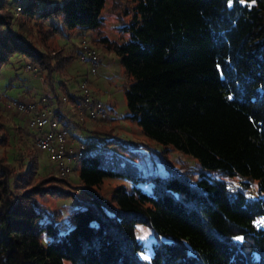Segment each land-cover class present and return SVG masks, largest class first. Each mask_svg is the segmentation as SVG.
I'll list each match as a JSON object with an SVG mask.
<instances>
[{"label": "trees", "instance_id": "trees-1", "mask_svg": "<svg viewBox=\"0 0 264 264\" xmlns=\"http://www.w3.org/2000/svg\"><path fill=\"white\" fill-rule=\"evenodd\" d=\"M37 1L22 0L16 15V0H0V77L19 56L49 87H63L78 57L57 39L66 28L90 31L89 42L123 68L127 117L196 158L202 172L194 178L195 170L162 154L167 174L140 176L123 155L86 154L78 177L87 200L61 220L43 200L72 197L75 186L68 175L38 176L35 151L26 169L8 162L0 108V264H264V0H131L116 13L127 33L121 41L102 30L105 0H50L48 11ZM119 5L113 1L112 10ZM63 95L76 111L78 94ZM235 175L256 179L262 196L223 179ZM104 178L131 180L133 190L118 185L106 197L88 188ZM141 180L152 182L151 193L138 187ZM137 224L171 238L154 244L148 261L138 256Z\"/></svg>", "mask_w": 264, "mask_h": 264}, {"label": "rangeland", "instance_id": "rangeland-1", "mask_svg": "<svg viewBox=\"0 0 264 264\" xmlns=\"http://www.w3.org/2000/svg\"><path fill=\"white\" fill-rule=\"evenodd\" d=\"M113 1L120 3L115 11L111 8ZM131 6V0H105V5L101 11V17L105 22L102 30L111 39H118L120 41L127 39V33L120 30V24L116 19V13L122 8ZM131 15L132 10H129L128 13L124 14L123 19L128 21ZM82 36L90 39L91 32L81 31L75 28H66L64 33L57 39V43L68 51H76L77 44ZM100 59L101 65L98 67L97 73L91 76L86 73V68L83 64L79 63L78 60H74L68 68L67 74H65L62 79L65 85L58 88L49 87L44 77L39 78V75H33L25 70V66L29 62H25L19 58V56L12 59L11 63L2 68V75L0 77V108L8 118L7 127L10 133V145L7 150L4 151L7 155L8 162L17 170L26 169L30 157H32L28 155V153L30 154V152L35 151L37 152L39 163V167L36 171L37 175L43 176L57 173L50 157L45 152H39L37 150L35 144L36 133L31 131L25 122H22L23 114L17 110L7 108L6 104L12 99L40 103L43 98H46L47 103L45 105L51 112L55 109H59L63 114H67V110L71 108L70 104L65 103L66 107H68L65 113L60 110L61 100L57 101L56 97L61 99L65 90L74 91L78 94L77 83L87 78L91 88L97 93V97L105 105L106 114V117L101 120L86 119L85 122L81 123L74 122L72 118L70 120L72 124H70L71 127H69V132L71 135L75 136L77 140L86 145L87 155L101 152H115L136 163L139 168L140 176H165L167 171L160 158L162 154H165L175 166H181L183 169L190 168L195 170L194 178H199L202 171L200 163L196 158L192 157L190 154L177 150L170 144H163L148 137L144 134L135 120L127 117L129 114L125 98L127 78L123 68L117 56L114 54L108 55L102 53ZM78 69L81 73L75 72L78 71ZM70 111L76 113L74 109ZM16 121L21 122L22 125L16 124ZM116 136L119 141L114 142ZM133 142L136 144H133ZM122 146L127 148L130 152L137 153V156L135 158L130 157L129 152H122ZM79 165L80 162L70 163L71 171L68 174V178L70 183L75 186L72 197L58 200L52 198L43 200L51 209L59 210V219L61 220L68 219L70 209L78 207L80 205L79 201L87 200L84 192L87 187L80 183L78 177ZM206 172L210 175L212 174L211 171ZM223 179L228 181L230 186L243 188L246 194L251 198L262 196L257 191L256 179L238 175L224 177ZM118 185L125 186L126 190L131 192L134 184L128 179L104 178L102 187L98 189L96 187L88 188L99 192L103 196L109 197L112 188ZM137 185L145 193L152 192L151 181L141 180L138 181ZM135 238L139 240L142 245V249L138 252V256L145 261L150 259L154 244L167 242L171 239L170 235H164L157 239L153 235L151 228L144 224H137L135 226Z\"/></svg>", "mask_w": 264, "mask_h": 264}, {"label": "built area", "instance_id": "built-area-1", "mask_svg": "<svg viewBox=\"0 0 264 264\" xmlns=\"http://www.w3.org/2000/svg\"><path fill=\"white\" fill-rule=\"evenodd\" d=\"M22 0H16L14 11L18 15L21 11ZM50 0H38L37 9L39 11L49 10ZM78 62L83 64L88 75H95L101 64L100 51L92 45L89 40L82 36L76 49ZM25 70L33 75H39L36 65L27 63ZM65 95L61 96V102L66 103ZM46 98L40 103L33 101H22L12 99L6 104L7 108L17 110L26 117L27 127L36 133V148L39 152H45L52 162L59 175L67 176L70 171V163L80 162L87 154L86 145L72 137L69 127L64 121L55 116L45 105ZM74 107L80 120L84 119H104L105 105L99 100L95 91L90 87L87 78L79 83V93ZM264 226V223H263Z\"/></svg>", "mask_w": 264, "mask_h": 264}, {"label": "crops", "instance_id": "crops-1", "mask_svg": "<svg viewBox=\"0 0 264 264\" xmlns=\"http://www.w3.org/2000/svg\"><path fill=\"white\" fill-rule=\"evenodd\" d=\"M76 73H81V71H79V69H78V71H75ZM71 107V106H70ZM68 109V107H66V105H65V103H62L61 102V105H60V110H62L63 112H65L67 109ZM71 109H73L72 107L70 108V109H68L67 110V114H64L69 120H71V118L73 119V121L74 122H76V123H81V122H85V120L86 119H84V121H80V119L78 118V116H77V114L76 113H73V112H71L70 110ZM58 110V109H57ZM55 111H56V109L53 111V113L55 114ZM59 111V110H58ZM66 113V112H65ZM23 123L25 122V124H26V117L23 115ZM17 120V119H16ZM16 124H19V125H22V123L21 122H18V121H16L15 122ZM74 126V125H73ZM71 127V126H70ZM72 137H74V138H76L75 136H73L72 135ZM77 139V138H76Z\"/></svg>", "mask_w": 264, "mask_h": 264}]
</instances>
